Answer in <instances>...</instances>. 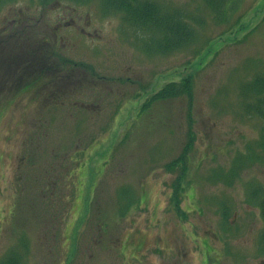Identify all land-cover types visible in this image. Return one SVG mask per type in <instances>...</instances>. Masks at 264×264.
I'll return each instance as SVG.
<instances>
[{
  "label": "rangeland",
  "instance_id": "374dc122",
  "mask_svg": "<svg viewBox=\"0 0 264 264\" xmlns=\"http://www.w3.org/2000/svg\"><path fill=\"white\" fill-rule=\"evenodd\" d=\"M154 1L194 22L192 45L157 54L154 37L102 0L0 5V19L17 9L87 21L88 38L61 32L60 63H92L88 78L72 82L68 67L44 79L56 100L14 98L0 115V263L18 251L24 264H264L249 194L264 185V117L243 104L245 83L264 73V0H212L217 12L206 0ZM188 74L195 143L176 206L180 168L167 165L188 139L187 100L141 106Z\"/></svg>",
  "mask_w": 264,
  "mask_h": 264
},
{
  "label": "flooded vegetation",
  "instance_id": "af4514ba",
  "mask_svg": "<svg viewBox=\"0 0 264 264\" xmlns=\"http://www.w3.org/2000/svg\"><path fill=\"white\" fill-rule=\"evenodd\" d=\"M12 12L15 15L0 19V64L5 65L0 66V99H5L0 114L12 110L14 98H38L45 72L59 70L62 64L71 66L67 58L60 63V53L67 44L60 48L59 42L65 37L61 33L64 26L78 25L76 18L60 13L48 18L27 10ZM80 30L85 32L84 27Z\"/></svg>",
  "mask_w": 264,
  "mask_h": 264
},
{
  "label": "trees",
  "instance_id": "16d2710c",
  "mask_svg": "<svg viewBox=\"0 0 264 264\" xmlns=\"http://www.w3.org/2000/svg\"><path fill=\"white\" fill-rule=\"evenodd\" d=\"M104 6L112 8L113 10H124L131 17L130 19L135 24L148 25L151 28V32L156 35H162L160 44L166 45V48L175 49L183 44L190 43L194 38V30L184 24H181L178 17H172L169 14H162L159 6H155L151 2H142L139 0H108L104 2ZM251 89L255 95L259 98L260 103L264 104V75L259 76L253 84ZM184 95L187 97L189 103L190 124L192 123L191 108L193 106L194 89L192 76L183 78L180 82H170L160 89L152 98L146 103L144 108H147L154 101H163L166 99L175 98ZM256 106L255 111L261 115L264 114L263 105ZM194 132L192 126L189 129V139L184 146L182 153L178 159L173 161L169 166L172 167L176 163L182 165L180 176L175 182L176 195L183 188L184 178L187 174L186 159L190 155L194 142ZM262 191L261 195V208L264 216V189H258ZM264 244V234L262 238ZM2 264H24L20 253L13 252L8 255L2 262Z\"/></svg>",
  "mask_w": 264,
  "mask_h": 264
}]
</instances>
